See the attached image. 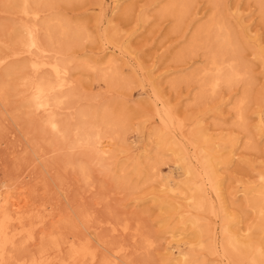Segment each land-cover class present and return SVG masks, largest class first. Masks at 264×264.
Listing matches in <instances>:
<instances>
[{
  "label": "rangeland",
  "instance_id": "obj_1",
  "mask_svg": "<svg viewBox=\"0 0 264 264\" xmlns=\"http://www.w3.org/2000/svg\"><path fill=\"white\" fill-rule=\"evenodd\" d=\"M17 1L0 0V190L6 195L24 192L27 210L35 209L25 221L35 237L30 240L24 234L13 249L16 256L27 258L44 250L55 257L53 240L68 236L81 243L92 241L99 257L95 264H106V247L125 249L120 264H180L181 252L189 256V264H252L253 253L231 257L225 230L264 245V214L248 200L257 189L247 195L248 188L264 185L259 176L264 173L260 1L195 0L177 24L175 17L161 14L169 0H46L42 5L31 0L40 20L54 18L58 30L70 23L83 31L75 42L69 38L61 44L57 33L54 42L42 46L49 56L69 60L73 82L66 97L48 112L30 105V81L48 73L30 65L24 40L36 21L20 12ZM216 22L232 33L239 56L230 51L228 57L235 60L229 63L241 65L242 75L216 92H204L210 50L222 42L214 39L216 26L207 45L198 44L194 52L189 46L200 27ZM49 35L41 30L42 42ZM106 52L118 59V75L107 66ZM8 68L15 71L12 76ZM241 100L243 119L236 109ZM92 105H109L115 115L126 118V126L106 134L110 153L104 159L78 141L81 132L75 129L80 109ZM159 110L173 118L181 154L170 150L172 133H166L169 144L159 146ZM52 116L60 131L49 125ZM201 127L220 145L212 153L219 150L215 156H221L217 179L222 196H207L206 207L196 210L183 182L187 164L207 166L209 147L207 137L197 132ZM168 175L179 182L174 192L162 185ZM193 216L200 219L194 235L189 221ZM125 225L130 227L127 232L122 231ZM63 246L61 255L67 257L70 246ZM55 261L60 262L58 257Z\"/></svg>",
  "mask_w": 264,
  "mask_h": 264
},
{
  "label": "bare ground",
  "instance_id": "obj_2",
  "mask_svg": "<svg viewBox=\"0 0 264 264\" xmlns=\"http://www.w3.org/2000/svg\"><path fill=\"white\" fill-rule=\"evenodd\" d=\"M259 1L261 3V7L263 9V14H264V0H259ZM30 2L31 0L17 1V4L19 5L20 8L19 9L20 12H22L26 16H32V18L36 21L33 27L27 29L28 31L27 38L24 40V43L26 45L25 51L31 54L30 65L31 67H33L34 71L40 72L45 70L47 71L46 73H48L46 75L41 76L39 79L37 78L30 81L29 88L32 90L33 93L32 95L33 98L30 102V105L42 109L44 112H48L51 111L55 105H58L60 103L59 100L65 96L64 94L66 89L70 88L73 82L70 78L71 73H70V68L68 66L69 60H66L65 58L58 59L55 56L52 57L49 56L48 55L49 51L47 50V48H42V46L45 43V46L47 47V45H50L52 42H54L53 35H56L57 33H59L62 36V41L60 42L61 44H63L62 42L69 40V38L70 40L75 42L77 39L81 37L83 31L80 28L72 27L70 23L63 24L60 27L61 29L58 30L52 25L53 23L52 19L54 18L40 20L39 10H37V7L36 8L32 7ZM45 2L46 0H41V1L37 0L38 5H42ZM121 2L124 1L121 0ZM194 2L195 0H169V2L165 6H163L161 10V14L168 16L171 15L175 17L177 24H179V20H182L185 17V15L189 12L190 8L193 6ZM214 26H216L218 32V35L214 36V39L216 40L217 43L219 40H221L222 42L219 43L215 49L210 50L211 54L209 58V64L205 68L206 69L205 72L207 73L205 79L202 82V88L204 89V92H208V91L216 92V90L223 83H232L233 81L239 79V77L242 75V71L240 68L242 66L238 64L240 66L239 67L237 64L235 65L229 63L230 60H235V58L230 59L228 57L230 51L234 56L238 55V46L233 41V38L231 36L232 33L230 34L227 31V29L223 26V24H221L220 22H216L213 25L200 27L197 33L194 35L195 37L190 43L189 46L191 47L190 51L194 52V48L198 44L205 43V45H207L206 42L208 40H211V36L215 35L212 34ZM41 30H44L45 32L51 34V36L50 35L46 36L44 42H42L40 37ZM21 42L22 41H20V43ZM61 50L63 51V49ZM112 51L115 52L114 50ZM106 55L108 56L107 57L108 60H106L107 58L105 59L108 64L107 66L114 69L113 72L115 73V75H118L117 73H120L117 70L118 68L116 66L118 59L115 58L116 56L114 57V55L110 52L109 53L106 52ZM3 62L4 61L2 60L1 63ZM116 70L118 72H116ZM14 72L15 71L13 69L11 70L9 69L7 75L12 76ZM2 95L3 93H1V96ZM244 100H241L236 105L237 114L239 117H241V119L244 118V105H245ZM89 107H87L88 109H80L76 118V127L75 126L74 127L75 129L76 128L79 129L78 131L81 132L80 137L78 136V141L84 144L87 150L93 152V154L95 153V155H98V157L104 159L110 153L109 145H108L109 142L105 141L106 140L105 137L108 136L106 134H108V132H111L110 130L114 128L123 127L125 125L126 118L124 117L123 114L115 115V112L112 111V108L109 105L107 106L99 105L98 107L92 105L90 108ZM159 112H158L159 116L163 122L162 130L156 132L159 146L166 147L169 144L166 135L168 133H172L174 136L171 138V140L174 145V148L171 149L169 148V149L174 151L175 154H181V148H180L181 138L178 137L177 135L176 127H175L176 124L173 118H171L168 115V113H165L162 110L161 111L159 110ZM262 124L264 125V123ZM49 125L54 129H56L57 131L61 130L60 128L61 124L59 123L58 119L55 116L49 118ZM262 130L264 134V127ZM197 132L201 137L204 138L207 137L204 140L207 143L206 145L209 147V152H207L204 156L205 158L204 163L207 166H205V168L203 167L197 169L192 165L187 164L185 170L188 178L183 182V184L188 192L187 199L191 202L192 207L196 210H201L204 207H206L205 201L207 196L211 197L212 199L214 195L217 198H220L222 196L221 193L222 183L220 180L217 179L218 178L217 165L221 160V156H215L216 153L217 154L219 153V150L217 151L215 150L216 151L214 152L215 154L212 153L214 149L220 145L214 144V141H212V139L208 136L209 134L207 130L201 127L197 130ZM135 163L136 165L141 166L142 162L139 161V158H135ZM259 176L264 181V173H260ZM122 179H124V176H122ZM162 185L166 190L174 192V190L179 187V182L174 181V178L168 175L165 182ZM261 187L262 188H257V187L248 188L247 191V195H249L255 189H257L254 194L255 196L249 198L248 200L251 203V205L258 210L260 216L264 214V189H263L264 185H261ZM23 194L24 192L22 191L19 194L9 193L8 195H6L4 191L0 190V264H57L55 261V257L59 258L60 260L59 264H81L84 263V261L85 262L89 261L90 262L89 264H95L98 261L97 260L99 259L98 253L96 249L93 248V243L91 240H87L81 243L75 239H72V237H68V236L64 240H61L62 239L61 237L60 238L55 237V240H53V248H55L56 251H58L55 257H52L49 252L45 253L44 250H42L39 254L34 253L27 258L17 257L18 255L16 256L13 249L16 248L20 238L24 234H27L30 240L34 239L35 237L33 230H29L27 228V225L25 224L28 215H30V213H33L32 211L35 209L27 210L29 205L26 200V196H23ZM175 204L177 205V202ZM170 207L173 208L174 204H171ZM47 208L48 207L45 206L44 209L46 210ZM178 210L179 209H177V211ZM43 221L45 220H41L39 222H43ZM189 221L191 225L195 227V229L192 230V234L194 235L198 232V229H200L199 227L200 219L197 216H193L189 219ZM129 228L130 227L128 225H125L122 231L127 232ZM114 229L116 231L117 228L114 227ZM225 233L227 235L226 247L230 251V255L233 259L243 258L253 253L254 255L251 258L252 264H264L263 244L254 242L253 240H243L240 236V233L232 232L229 229H226ZM176 234L177 232L175 231L173 233V236L176 237ZM181 241L182 240H180V242ZM176 242L177 240H175V243ZM196 242L197 244H201L202 240H197ZM152 243L153 242L149 241L148 246H151ZM64 244H68V247L70 246L69 247L70 252L67 255V257L61 255ZM105 250H107L109 254L107 260L105 261L106 264H120V260H122V256H123L122 252L125 250L123 247H119L113 250L110 247H106ZM181 256H182V260L180 264H189L188 261L189 256L186 254V252H181ZM192 264H194V262H192Z\"/></svg>",
  "mask_w": 264,
  "mask_h": 264
}]
</instances>
